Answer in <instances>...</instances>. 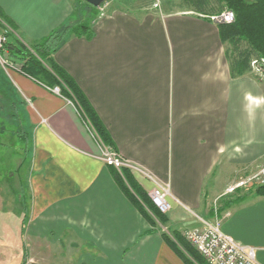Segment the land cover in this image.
I'll return each instance as SVG.
<instances>
[{"label": "crops", "instance_id": "obj_1", "mask_svg": "<svg viewBox=\"0 0 264 264\" xmlns=\"http://www.w3.org/2000/svg\"><path fill=\"white\" fill-rule=\"evenodd\" d=\"M75 2L0 0V8L32 45L75 24ZM91 27L92 37L71 35L54 59L85 93L114 149L170 184L172 207L155 209L153 182L127 168L141 210L115 177L125 168L102 159L78 104L0 62L8 81L0 119L13 125L0 135L22 133L29 143L13 170L0 169V264H197L175 235L217 216L264 264V197L247 195L249 184L226 194L264 159V83L251 71L232 73L219 24L193 11L117 7Z\"/></svg>", "mask_w": 264, "mask_h": 264}, {"label": "trees", "instance_id": "obj_2", "mask_svg": "<svg viewBox=\"0 0 264 264\" xmlns=\"http://www.w3.org/2000/svg\"><path fill=\"white\" fill-rule=\"evenodd\" d=\"M182 1H184L188 8L194 13L209 19L211 15L220 14L226 9L234 12L235 20L232 23H219L221 38L229 45L227 49V58L234 75H242L248 71H252V62L254 60L264 59V0ZM92 7L93 9L97 8L94 6ZM0 31H6L8 36V42L6 43L3 54L14 64L20 63L21 66L19 70L27 76L48 87H60L61 95L78 104L86 120L94 128L104 145L114 149L105 125L99 118L85 93L73 77L54 59V54L67 38L71 35H85L90 38L94 34L92 27L87 23L77 22L72 24V22L69 21L61 28L52 31L42 40L28 45L19 36L15 24L0 8ZM0 78L2 81H0V92H6L5 88L8 87V81L3 78L2 75H0ZM19 136L24 142L25 136L22 133H19ZM114 174L121 188L133 202L143 210L142 204L133 194V192L137 193L139 188L130 170L125 168L122 173L115 170ZM255 193L258 196L264 197V183L257 186ZM239 199H241V197L236 200ZM153 207L155 206L153 205ZM155 209L157 208L155 207ZM160 220L165 221L163 217H161ZM175 237L183 250H185L197 264H209L185 241L183 236L176 233ZM169 241L184 256L183 251L177 247V244L170 239ZM186 260L190 264H194L191 260L187 258Z\"/></svg>", "mask_w": 264, "mask_h": 264}, {"label": "built area", "instance_id": "obj_3", "mask_svg": "<svg viewBox=\"0 0 264 264\" xmlns=\"http://www.w3.org/2000/svg\"><path fill=\"white\" fill-rule=\"evenodd\" d=\"M210 20L216 23H232L235 14L226 9L220 14L211 15ZM8 36L6 31H0V62L3 66L15 68L4 54ZM53 91L61 94L60 87L56 86ZM88 122V121H87ZM92 135L98 140L102 147V159L107 165L118 169L134 168L145 174L154 184L149 192L152 204L162 213H167L172 207V194L169 183L158 181L151 173L133 165L124 159L116 150L104 145L98 134L88 122ZM249 180H240L227 188L226 194L235 193L238 189L246 187ZM184 237L192 244L209 264H262L257 257L256 248L245 245L222 229V220L217 216L213 220L204 221L202 227H193L184 231Z\"/></svg>", "mask_w": 264, "mask_h": 264}, {"label": "rangeland", "instance_id": "obj_4", "mask_svg": "<svg viewBox=\"0 0 264 264\" xmlns=\"http://www.w3.org/2000/svg\"><path fill=\"white\" fill-rule=\"evenodd\" d=\"M117 7L127 8L128 10H131L134 13H139L142 10L146 11L147 8H151V7L154 9L161 10L163 11V13L192 11L182 0H106L104 3H102L100 7H97L96 9H93V7L84 0H76L74 4V10H75L74 19L76 20V23L77 22L87 23L90 26H92V23L96 18L106 13H109L112 10H115ZM15 65L17 68H20L21 66L20 63H15ZM251 76L257 82L264 83V59L254 60L252 62ZM6 97H7L6 92L1 91V98H6ZM8 121L9 120L0 119V127H2L3 125L12 127L13 126L12 124L6 123ZM0 141L8 142L3 145L1 144L0 147V169H5L8 171L14 167L13 164L15 163V160L13 158L17 157L19 153H23V151L26 150L27 147L29 146V143H27V139L26 141L23 142L22 140H20V138L17 137L13 138L10 135H0ZM25 169L26 166L24 165L23 168L21 169V178L23 179L24 177H22V174ZM2 178L8 180L11 179L12 177L2 176ZM240 180H247V181L249 180L250 191L246 192L247 195L249 193L256 194L255 189L257 188V186L264 183V159L256 161L254 165H251V175L244 176L240 178L239 181ZM247 187L248 184L246 185V187L243 188L246 189ZM185 241L192 248L196 250V248L192 244H190V242L186 240V238ZM176 243L178 242L176 241ZM180 248L183 250L182 246H180ZM197 253L202 257V255L198 251ZM204 260L206 261V259Z\"/></svg>", "mask_w": 264, "mask_h": 264}, {"label": "water", "instance_id": "obj_5", "mask_svg": "<svg viewBox=\"0 0 264 264\" xmlns=\"http://www.w3.org/2000/svg\"><path fill=\"white\" fill-rule=\"evenodd\" d=\"M94 7H100L106 0H84Z\"/></svg>", "mask_w": 264, "mask_h": 264}]
</instances>
